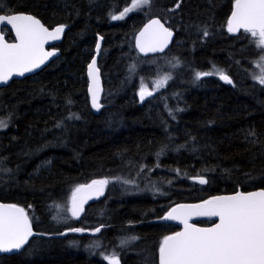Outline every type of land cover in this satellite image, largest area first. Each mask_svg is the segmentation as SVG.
I'll return each instance as SVG.
<instances>
[{
	"label": "trees",
	"instance_id": "obj_1",
	"mask_svg": "<svg viewBox=\"0 0 264 264\" xmlns=\"http://www.w3.org/2000/svg\"><path fill=\"white\" fill-rule=\"evenodd\" d=\"M131 5L0 0V15L67 27L60 57L0 89V202L23 208L39 234L0 264H110L113 253L120 264H158L161 242L178 228L151 222L172 207L264 190V85L254 79L264 48L229 33L235 0H150L124 14ZM152 17L176 39L166 54L141 58L135 37ZM99 37L104 93L95 115L86 71ZM164 77L140 104V86ZM93 180L108 181L105 195L76 221L68 203Z\"/></svg>",
	"mask_w": 264,
	"mask_h": 264
},
{
	"label": "snow or ice",
	"instance_id": "obj_2",
	"mask_svg": "<svg viewBox=\"0 0 264 264\" xmlns=\"http://www.w3.org/2000/svg\"><path fill=\"white\" fill-rule=\"evenodd\" d=\"M149 4L150 0H132L133 8ZM131 10L126 8L125 12ZM122 18L123 15L112 17V19ZM21 21L30 23H19ZM4 22L15 28L19 43H6L3 36H0V83L7 82L14 73L23 75L27 71H32L48 56L53 55V52L44 51L43 44L47 38L57 39L63 32L62 26L49 32L39 20L32 16L0 15V23ZM227 23L229 32L243 28L246 33L255 38L258 47L264 48V0H235V10ZM152 24L159 25L165 34L166 38L159 45V50H162L167 44V37H170L172 33L158 20L152 21ZM140 47L141 51L146 50L143 45ZM147 50L157 49L148 48ZM97 51H99V45H97ZM95 63L96 61L93 60L88 69L89 76L93 77L94 82L93 73L98 71L94 68ZM258 66L261 67V74L254 79L264 85V56L261 57ZM202 75L207 73H197L198 78ZM220 78L232 83L223 73ZM167 79L164 77L156 82L155 87L159 88L166 83ZM145 92L146 88L142 87L141 100ZM147 94L152 95L151 92ZM96 101L97 94L93 92V107L98 109L99 105ZM6 126L4 121H0V128ZM107 183V180H93L91 184L78 186L72 196L70 209L72 215L78 217L83 210L84 201L89 198L83 196L78 202L77 193L99 185L96 192L102 194L103 186ZM199 183L205 184L207 180L199 178ZM180 207L191 211L184 215H174L177 209H173L165 219H179L184 224L185 230L164 237L159 246V264H264V190L247 194L237 192L232 196H217L203 204ZM190 215L219 217V223L212 228H197L188 223ZM74 231H82V229H74ZM31 235L33 233L24 209L16 205L0 204V251L20 249ZM108 259L110 264H119L115 256Z\"/></svg>",
	"mask_w": 264,
	"mask_h": 264
},
{
	"label": "water",
	"instance_id": "obj_3",
	"mask_svg": "<svg viewBox=\"0 0 264 264\" xmlns=\"http://www.w3.org/2000/svg\"><path fill=\"white\" fill-rule=\"evenodd\" d=\"M234 10H235V5H234V7L232 9V12ZM232 12H231V14H232ZM3 15H5V14H3ZM9 15H12V14H9ZM15 15L32 16V15L23 14V13H17ZM32 17L34 19H36V20H39L40 24L43 25L45 28H47L49 30V32H52V31L55 30V28H57V27H55V28L50 29L47 26H45L40 19H38V18H36L34 16H32ZM229 19H231V15H230ZM154 20H158L160 22V24H162L164 26V28H167L172 33V35L170 37H167V44H166V46L163 47L162 50H159V45L163 42V40L166 37H165V34L160 29L159 25L152 24V21H154ZM19 23L29 24L30 22L21 21ZM150 25H151V27H149ZM58 27H61V26H58ZM62 27H63V32L59 34V38L53 39V38L49 37V38H47L45 40V42L43 44V48H44L45 52H53L54 54L51 55V56H48L44 60L43 63H41L38 67H35L32 71H27L23 75H18V74L14 73L11 76V78L7 80V82L0 83V89L8 87L13 81H19V80H23V79H25L27 77H31V76L37 75L38 73L43 71L46 67H48L54 60H56L58 57H60L61 52H60L58 46L63 42L65 33L67 31V27H65V26H62ZM5 30L12 35V37H13L12 40H8L7 33H5ZM240 32H245V31H244L243 28H241L238 31L229 32V33L231 35H237ZM141 33H143V35H141ZM0 36H3L4 41L6 43H9V44L19 43V40L16 38V30H15V28H13L12 25L7 24L6 22L0 23ZM175 39H176V33L174 31H172L171 29H169L164 21H162L158 17H152V18H150L149 20L146 21V23L143 25L141 30L136 35L135 41H134V45H135V49H136L137 53L139 54V56L141 58H150V57L162 56V55L166 54L168 52V50H170L171 47L173 46V44L175 42ZM102 44H103V39H102V37H99L98 43H97V45H99V51H97V45H96L94 57L92 58V60L89 63V65H90L93 60L96 61L94 68L96 70H98V71H94V73H93V75L95 77V82L93 80V77L89 76V70H88L89 69V65H88L87 71H86V79H87V83H88V98H89L91 110L93 111V113L95 115H98L100 113L101 101H102L103 93H104L103 81H102V77H101V71H100L99 66H98V64H99L98 63L99 62V56H100V52L102 50ZM140 45H143L146 50L145 51H141ZM148 48H156L157 50L150 51V50H147ZM89 89H92V91H89ZM93 92H96V94H97V101L96 102L99 105L98 109L93 107ZM148 92H151L152 95H148L147 94ZM153 95H154L153 91L146 90V92L144 94V98H143V100H141V95H140V92H139V94L137 95L138 102L140 104H144ZM197 183L200 184V185H203V186L205 185V184L199 183V179H197ZM99 187H100L99 185H96V186H93V188H91V189H87L84 192L76 194L78 202H79L80 198L83 197V196H88L89 197L88 199H86L84 201V203L82 205L83 210L79 213V216L75 217V216L72 215L73 218L76 221H80L84 217V215L86 213V210H87V208L90 205H92L94 203H97L100 200H102V198L105 195L106 185L103 186L102 194H98L96 192V189L99 188ZM256 191H261V190H256ZM239 192H241V191H239ZM251 192H255V191H251ZM243 193L247 194L249 192H243ZM235 194H237V193L230 194V195H217V196H232V195H235ZM217 196H214V197H212V198H210L208 200H212L213 198H215ZM208 200H206V201H208ZM71 201H72V198H71ZM204 202L205 201L198 202V203H182V204L175 205L163 217L152 221L151 224H167V225L176 226L178 228V230H177V232H175L172 235H175L178 232H183L185 230V226L179 219H165V217L168 215L169 212H172L173 209H177V212L174 213V215H184V214H187V213H189L191 211L188 208H181L180 207L181 205H186V206L187 205H198V204H203ZM0 204L13 205V204H8V203H3V202H0ZM17 207L21 208L19 206H17ZM24 212H25V210H24ZM26 215H27L28 221L30 223L33 235L28 237L27 242L20 249H13V250L7 251V252L0 251V256H14V255H17L18 253H20L29 244V242L34 237L39 235L37 232L34 231L33 226L31 224V221H30L29 216H28L27 213H26ZM203 222H208V223H210V225H207V226L201 225L200 223H203ZM188 223L193 225V226H195V227H197V228H212V227L215 226V224L219 223V217L190 215V216H188ZM172 235H170V236H172ZM119 264H120V262H119ZM158 264H159V253H158Z\"/></svg>",
	"mask_w": 264,
	"mask_h": 264
},
{
	"label": "rangeland",
	"instance_id": "obj_4",
	"mask_svg": "<svg viewBox=\"0 0 264 264\" xmlns=\"http://www.w3.org/2000/svg\"><path fill=\"white\" fill-rule=\"evenodd\" d=\"M129 8H131V9H133V6L131 5V7H129ZM129 12V11H128ZM127 12H124V14H126ZM123 15V14H122ZM121 16V15H120ZM115 20H117V19H115ZM5 32H7L6 30H5ZM260 71H261V67H260ZM156 82H158V81H156ZM156 82H154V86H153V89H150V88H148V84L147 83H145L143 86H140V89H139V91H138V93L139 92H141V88L143 87V88H146V90H148V91H153V90H158V89H160V88H162L164 85H165V83L162 85V86H160L159 88H156L155 87V83ZM71 206H72V201H70L69 203H68V213H69V215L70 216H72V213H71V211H70V209H71ZM124 245H121V247H120V250H122ZM120 251H118V253H119ZM113 256H115V257H117L118 258V256H117V254L116 253H113ZM112 255L111 256H109V257H107V261H109V263H110V259H108V258H111V257H113Z\"/></svg>",
	"mask_w": 264,
	"mask_h": 264
},
{
	"label": "flooded vegetation",
	"instance_id": "obj_5",
	"mask_svg": "<svg viewBox=\"0 0 264 264\" xmlns=\"http://www.w3.org/2000/svg\"><path fill=\"white\" fill-rule=\"evenodd\" d=\"M118 260H120V259L118 258Z\"/></svg>",
	"mask_w": 264,
	"mask_h": 264
}]
</instances>
